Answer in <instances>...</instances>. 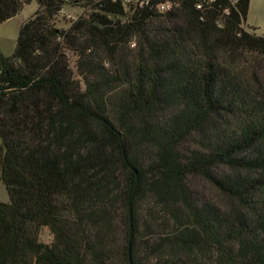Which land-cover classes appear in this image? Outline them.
<instances>
[{"label": "trees", "instance_id": "16d2710c", "mask_svg": "<svg viewBox=\"0 0 264 264\" xmlns=\"http://www.w3.org/2000/svg\"><path fill=\"white\" fill-rule=\"evenodd\" d=\"M162 1L36 0L0 53V264H264V34Z\"/></svg>", "mask_w": 264, "mask_h": 264}, {"label": "rangeland", "instance_id": "374dc122", "mask_svg": "<svg viewBox=\"0 0 264 264\" xmlns=\"http://www.w3.org/2000/svg\"><path fill=\"white\" fill-rule=\"evenodd\" d=\"M36 0H31L30 3L24 4L21 10L11 19L0 24V53L5 56L11 55L16 44V37L18 30L23 21L29 18L36 10ZM66 14L75 16L78 14L76 9L71 6H65L63 13L54 18V25L56 28L67 29L70 26L69 21L66 18ZM247 23L255 29L257 34H264V0H250L249 10L247 14ZM246 27V26H245ZM67 61L76 78H79L78 70L75 65L76 57L75 53L71 49H64ZM3 148L0 142V166L2 160ZM206 189L208 185L203 184ZM210 190V189H209ZM210 193L212 191L210 190ZM0 201L7 202L8 197L6 190L0 180ZM39 240L42 243L50 244L52 242V235L46 227H42L39 231Z\"/></svg>", "mask_w": 264, "mask_h": 264}, {"label": "built area", "instance_id": "2783aa9c", "mask_svg": "<svg viewBox=\"0 0 264 264\" xmlns=\"http://www.w3.org/2000/svg\"><path fill=\"white\" fill-rule=\"evenodd\" d=\"M65 1H69V0H65ZM117 1L121 4L125 13L132 14L135 10L141 9L147 6L152 0H117ZM207 1L213 2L214 0H207ZM236 1L237 0H230L231 3H235ZM178 5H179L178 2L171 1V0H165V1L159 2L156 6V9L159 12H166V11L174 10L175 8L178 7ZM195 6L197 9H200L201 3L196 2ZM75 9L78 12V14H76L75 16L72 17L66 14V18L69 21V23L77 20L79 16H83L82 9H77V8ZM61 13H63V9L61 10L60 14Z\"/></svg>", "mask_w": 264, "mask_h": 264}, {"label": "crops", "instance_id": "0c3cea01", "mask_svg": "<svg viewBox=\"0 0 264 264\" xmlns=\"http://www.w3.org/2000/svg\"><path fill=\"white\" fill-rule=\"evenodd\" d=\"M245 25H246L247 27H249V28H252V27L250 26V24L247 23V21L245 22Z\"/></svg>", "mask_w": 264, "mask_h": 264}]
</instances>
